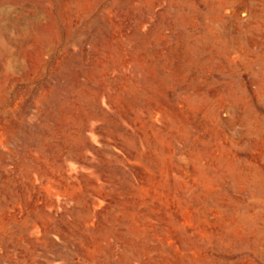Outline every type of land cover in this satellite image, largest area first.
Segmentation results:
<instances>
[{"label": "rangeland", "instance_id": "374dc122", "mask_svg": "<svg viewBox=\"0 0 264 264\" xmlns=\"http://www.w3.org/2000/svg\"><path fill=\"white\" fill-rule=\"evenodd\" d=\"M0 264H264V0H0Z\"/></svg>", "mask_w": 264, "mask_h": 264}]
</instances>
